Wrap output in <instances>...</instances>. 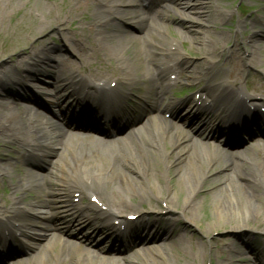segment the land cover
<instances>
[{
	"label": "bare ground",
	"instance_id": "6f19581e",
	"mask_svg": "<svg viewBox=\"0 0 264 264\" xmlns=\"http://www.w3.org/2000/svg\"><path fill=\"white\" fill-rule=\"evenodd\" d=\"M62 1L57 16L47 18L39 32L50 26H63L67 19L70 23V11L65 15L68 10L78 12L86 25L84 37L74 35L77 27H69L72 37L65 32L60 35L70 43L77 61L63 54L54 58L53 47L47 46L45 38L28 49L21 48L28 31L23 8L36 6L45 11V3L0 0V40L4 39L0 46V142L13 146L11 149L17 153L16 157L8 156L0 150V155L7 157L0 161V178H7L14 192L21 194L13 198L10 206L0 196V259L20 247L36 253L29 260L19 258L18 264H156L155 258L167 264L165 251L154 243L159 239L169 250L176 251L177 243L171 238L181 234V243L186 245L188 222L196 223L195 200L205 180V170L213 164L230 173L218 190L227 203L213 204L217 217L227 210L236 215L244 210L242 213L249 217L258 216L259 211L264 214V145L253 147L259 152L238 154L230 149L228 140L221 148L200 136L210 117L217 115L220 122L212 125L205 139L221 132L237 137L234 129L238 130V118L264 106V38L257 32L258 27L264 29V15L256 12L250 19L251 33L245 34L241 28L240 38L235 37L228 50L225 47L230 39L226 37H197L200 25H206V21L210 27V23L214 26V17L232 15L218 11L207 0H149L144 9L136 0ZM251 1L257 3L256 11L264 2ZM160 4L156 10L154 6ZM13 14L16 15L9 21ZM240 16L238 26L244 22ZM123 20L129 27L122 24ZM165 20L175 23L182 37L192 35L200 46L199 61L189 64L160 35L166 28ZM6 21L8 25H4ZM8 30L14 34L3 37L2 33L7 34ZM18 49L22 53L15 55ZM224 53H228V58L219 63ZM6 54L8 57L3 60ZM92 59L96 60L95 65ZM250 68L259 69L258 85L247 78L241 80ZM170 74L175 77L170 78ZM17 85L22 91L15 88ZM246 85L252 93L246 92ZM30 86L37 87L42 96L52 93V101L60 105L57 118L42 119L41 104ZM184 87H196V97L170 99ZM132 92L143 105L153 106L155 113L142 131L128 141H94L91 137L97 136L76 131L68 122L67 113L75 106L86 114L93 108L107 112L108 120H117L114 128L122 126L130 119L126 100ZM15 97L28 103L18 102ZM160 98H164L163 105H154L152 100ZM197 101L201 111L197 110V118L187 125L192 109L186 112ZM180 107L183 111L174 119L172 116ZM182 119L184 123L178 121ZM240 131L247 135L248 144H255L257 138H264V122L241 127ZM38 152L44 154L38 156ZM53 156L64 162L57 168L61 172L56 175L59 181L45 179L44 168L37 161L42 159L43 164L55 167L57 163L50 159ZM91 157L101 163H91ZM251 162H257L261 170L256 181L259 191L246 184H234V191L231 183L236 181V172ZM169 170L178 175L174 184L168 181ZM11 171L15 172L13 176ZM247 175L251 177L248 172ZM247 175L243 169L242 176ZM34 190L44 193L32 195ZM74 192L78 194L77 201L73 200ZM249 195H255L254 201L249 200ZM91 197L93 201L88 200ZM82 199L86 200L81 203ZM44 208L48 211H42ZM127 211L135 216L134 220L125 217ZM238 224L234 227L238 228ZM91 228L92 232L86 231ZM13 232L24 242L14 245L15 241H10ZM106 240L108 244L103 246ZM138 242L145 247L143 255H124ZM227 249L228 257L216 264L248 263L244 256L235 258L234 245Z\"/></svg>",
	"mask_w": 264,
	"mask_h": 264
},
{
	"label": "rangeland",
	"instance_id": "374dc122",
	"mask_svg": "<svg viewBox=\"0 0 264 264\" xmlns=\"http://www.w3.org/2000/svg\"><path fill=\"white\" fill-rule=\"evenodd\" d=\"M62 0H56V2L52 3L49 0H41V2L45 3L48 8H46L45 11L38 9L36 6L31 7L30 9L26 10L23 8L24 12V18L26 21V30L25 31V41L24 45L21 47L28 49L30 46L35 45L38 39H46V44L50 48L53 47L52 49V55L54 58H58L60 54H63L65 57H70L71 59H75L76 61L79 60L77 55L73 52L71 45L69 42H65L60 38V35L62 32H65L66 35L70 37L71 31H69V27H77V32H74V35L78 36H83L85 35V29L84 27L86 26L84 22L81 20V17L79 16L78 12H71V10H68L65 15L70 11V13L67 14L70 18V23L69 20L67 19L68 23H64L63 26H50V28L46 29L43 33L39 32L40 26L44 25L47 18H55L57 14L60 11L59 4ZM65 1V0H63ZM62 1V2H63ZM210 2L214 8H216L218 11L222 12H228L231 13L232 15L230 17H226L222 19L220 16L219 17H214V26L211 25L208 27L209 22H205L206 25H200V29L198 32L197 37H206V38H213L216 36H223L228 39H230V42L226 44L225 48L231 49L233 46V39L240 38V33H241V28H243V31H245V34H250L252 29L250 25V19L256 14V12L259 11L262 15H264V2L261 5H258L259 10L256 11L257 6L255 7L253 1L251 0H207ZM264 1V0H263ZM62 5V4H61ZM63 6V5H62ZM65 7L63 6V9ZM22 10V11H23ZM64 10H62L63 12ZM47 13V14H46ZM171 15V13H169ZM238 14H240V18L244 21L241 23V25L238 26ZM16 14H13L11 17H8V20L11 21L12 18ZM8 25V22H4V25ZM122 24L125 26L129 27L128 23L126 21H122ZM165 30L161 32V36L167 41V43L172 44L171 46L176 48L177 51L182 54L186 60L189 62V64L197 62L201 58V54L199 53L200 46L198 43H196L192 35L186 34L184 37L179 35L180 30L177 29L175 23H172V21L165 20ZM208 25V26H207ZM175 26V27H174ZM64 27V28H63ZM58 28H63L59 30ZM208 30V31H207ZM207 31V32H206ZM242 31V32H243ZM206 32V33H205ZM257 32L260 36H263L264 38V29L257 28ZM71 33V34H70ZM136 32H134L135 34ZM2 33L3 37H8L10 35H13L14 32L13 30H8L7 34ZM181 36V37H180ZM261 45L264 47V39H261ZM4 39L0 40V46L2 45ZM20 48V49H21ZM234 48H236L234 46ZM18 49L14 54H20L22 53ZM62 50V51H61ZM66 52V53H65ZM241 53L242 51H238ZM243 54V53H242ZM245 55V54H244ZM7 54L3 56V60L7 59ZM15 58V57H13ZM81 59V58H80ZM227 59V55H223L221 57V60L219 63L223 60ZM92 65L96 64V60L92 59ZM106 61V59H105ZM109 63H114V60H110ZM85 64V61H84ZM86 64H88L86 62ZM85 64V65H86ZM264 67V63L262 64V67ZM14 69V68H13ZM141 72H145L142 70ZM247 72V73H246ZM246 72L243 73L241 80L247 78L250 82H253L254 85H258L257 78L259 77V69L256 68H250L249 70H246ZM25 74V73H24ZM19 76V74H18ZM173 74L171 75V78H173ZM34 85H38L37 82H32ZM261 83V82H260ZM18 87L17 89L19 91H22V89L17 85L15 88ZM29 87V86H28ZM30 90H32V93H34L37 98L36 100L41 104L42 110V119L45 121L47 118L52 119L53 117V112L54 115L60 114L59 112V105L55 103L52 100H55L52 93L48 95H40L39 92L37 91V87L30 86ZM186 91V90H185ZM179 91L178 93H175V97L178 95H181V98L185 97L186 95L190 94L189 92H184ZM132 99H135L134 97L130 96ZM18 102H27L24 101V99H20L15 97ZM174 96L171 95L170 99H173ZM137 100V99H135ZM164 98H160L157 100L158 105H163ZM130 106L133 105V102H129ZM136 106H139L138 103ZM149 107H147L146 111H149ZM195 109L193 110V112ZM177 112V111H176ZM143 118V117H140ZM190 119L188 120L187 125H190L192 123L194 116L190 115ZM69 121H84L78 117H75L72 115L71 119ZM181 121V123H184L183 119L178 120ZM89 126L85 125H80L77 126L76 130H84V129H89ZM63 140H68L69 137H60ZM94 141H99L100 138L97 137H91ZM221 138V135H218L214 138V141L211 140V144H214L215 146L218 144L217 139ZM91 139V140H92ZM222 142V140L220 141ZM219 142V144H220ZM242 145L244 143H240L238 146L234 147L232 150L238 154H244L246 153L247 149L251 147L249 146H244L242 148ZM6 146V149L3 148ZM13 146L6 145L0 142V150H4L6 155L8 156H15L17 153L11 149ZM58 150L61 151V149L58 147ZM49 151V150H47ZM249 151V150H248ZM251 151V150H250ZM253 151V150H252ZM257 151V150H254ZM38 156H42V153L44 152H38ZM6 155H0V161H2L3 158H7ZM46 155V154H45ZM16 157V156H15ZM46 158V157H45ZM67 160L69 161V156L67 155ZM50 159L54 160L57 164V166H52L51 164L45 165L43 164V160L39 159L37 160L39 163L42 164L43 171H45V179L47 180H54V181H59V177L56 175H60V171L57 170L59 168V164L61 166H64V162H62L57 156L50 157ZM33 159H31L32 161ZM42 160V161H41ZM34 162V161H33ZM85 162V161H84ZM90 162L96 165H99L101 162L96 158V157H91ZM244 168L238 169L237 171V177L236 181L231 183V188L235 191L236 186L234 184H246L250 189H256L259 191V189L256 187L259 185V181L256 182L257 180L260 179V167L259 164L256 162H251V163H246ZM41 166V165H40ZM243 169H245L246 175L247 172L250 174L251 177L248 175L246 177H243ZM206 177L203 183H201V188L200 191L197 195V198L195 200L196 205L193 210V217L196 220V223H191L188 222L187 226V232L189 236V240L186 243L185 246L182 245L181 243V234L177 235H172V241H176L178 249L176 251L174 250H169L168 246L166 243L161 242V240L157 239L156 243L154 245L158 246L157 248H162L165 251V258L167 259V264H216L217 261H222L223 259L228 257V252L227 247L229 246H235V251L233 252V255L235 258L237 256H244L247 260L248 263H241V264H263L264 262V233L261 232L264 230V214H260L258 216H251L249 217L247 214H243L242 210H240L239 215L233 214L232 211L227 210L223 212V214L220 217H217V214L215 213L214 210V202L217 203V201H220L219 203H227V198L223 194L221 197L220 192L218 191L220 189V185L225 182V179L227 178V175H230L229 170L221 168V166H218L217 164L210 165L206 170ZM15 173V172H14ZM13 171L10 172L11 176L14 175ZM168 178H169V183L174 184L175 183V178L178 176L177 173L174 171L169 170L168 171ZM9 179V178H8ZM9 186V183L7 181V178H0V196L4 198V200L7 201V206L10 205L12 199L14 197H20V193H14ZM40 192V194L44 193L43 190H34L31 194L34 195L36 193ZM77 195V194H76ZM148 195V194H147ZM236 198V194H234ZM264 197V195H263ZM79 198V197H78ZM87 199V197H85ZM75 199V198H74ZM84 199V200H86ZM255 195L250 196L249 195V200L254 201ZM30 200V198H28ZM76 200V199H75ZM84 200H81V203L84 202ZM134 200H130L129 202H133ZM6 205V204H5ZM25 203H22L21 206L25 207ZM163 206V205H162ZM48 211V208H44L42 211ZM130 212V210H128ZM128 211L126 213H128ZM155 213V212H154ZM157 214L160 212H156ZM243 215H240V214ZM239 222V227L235 228L234 225ZM203 229L205 232H203ZM263 229V230H262ZM87 232H92L91 229H87ZM97 237V236H96ZM142 242V241H140ZM138 242L135 247L124 252V255L126 256H131L134 253L141 252L140 254H144V249L145 247L142 246ZM108 244V241L106 240L105 243H103V246H106ZM153 245V244H151ZM150 247V246H148ZM252 249V250H251ZM254 249V250H253ZM33 251V250H32ZM27 255V253H26ZM31 255V250H28V256ZM117 255H123V254H117ZM12 256L4 258L0 264H4L7 260H12ZM148 261V260H147ZM156 264H161L159 258H155ZM9 264H17L16 261H11Z\"/></svg>",
	"mask_w": 264,
	"mask_h": 264
}]
</instances>
